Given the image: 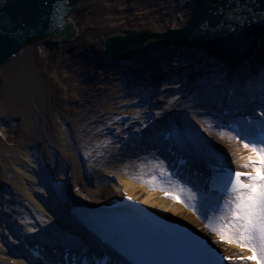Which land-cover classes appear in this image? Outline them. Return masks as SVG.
I'll use <instances>...</instances> for the list:
<instances>
[{"label":"bare ground","instance_id":"obj_1","mask_svg":"<svg viewBox=\"0 0 264 264\" xmlns=\"http://www.w3.org/2000/svg\"><path fill=\"white\" fill-rule=\"evenodd\" d=\"M94 1L81 0L78 7L84 10L94 5ZM136 1L138 4L135 3L134 6H129L126 0H99L97 4L104 21L111 28H121L124 24L121 20L126 19V22L134 21L136 26H147L145 29L149 32H162L169 26L183 27L195 11L192 0L188 1L190 8L185 11L184 16L181 15V0ZM74 11L67 16L79 31L84 24V29L89 31V36L82 37V44L75 39L62 42L65 44L62 48H69L71 51H59L55 59L48 62V67H43L38 59L45 61L49 55L46 51L49 48L48 41L43 40L31 45L0 70V132L5 130L3 123H6L4 118L7 115L16 126L13 141L7 143L4 132L0 136V228L4 229L6 218L14 215L9 224L25 226L27 231L34 230L29 231L31 235L36 230L41 231L36 225L41 223L46 227V233L57 236L56 239L49 238L51 242H68L74 237L79 243L84 239L83 232L73 226L74 219L69 213V206L62 208L57 195L67 196V203L71 200L73 205L96 207L109 203L112 199L121 197L123 191H128L169 219L206 230L215 236L200 212L188 206L191 203L199 207L200 195L185 191L187 196L184 195L181 205L162 196L164 189L169 188L162 175L163 167L157 163L152 153L139 155L138 159L132 155L130 142L133 133H129V128L136 126L138 131L144 130L147 133L150 131L147 127L158 129L157 122L161 119L168 120L169 115L171 120L177 119L180 129L184 130L194 146L203 148L208 143L228 165L239 168L246 163L242 157L246 158L250 153L241 142L233 138V132L214 127L222 117L199 114L190 117L182 107L196 101L199 90H207L213 95L214 91L210 86L226 80L225 83H228L238 75L240 80L248 79V85L237 79L240 81L237 87L239 96L248 103H255L256 94L261 91L249 71L256 69L259 73L256 79L263 77L264 38L250 59L233 60L231 65L228 61L218 64L214 61L207 66L203 63L206 50L160 44L157 39L147 37L141 53L134 61L120 66L109 61L106 67H101L93 52L88 54V58L82 53L83 48L89 51L87 45L91 39L97 38L99 33L96 29L100 26L94 22L87 23V20L78 23ZM179 13L182 20L176 21L175 17ZM151 14L155 16L145 20V16ZM40 51L42 55L38 58ZM149 53L155 56L154 61ZM181 64H188L189 68L199 65L202 71L200 75L191 74L188 73L190 69H179ZM153 65L162 70L167 68L164 71L175 65L177 68L175 67L174 75H156ZM48 68V72L54 70L56 76L49 75ZM129 69L131 72H128ZM211 74L213 77L208 76ZM89 75L92 76L91 79L88 78ZM250 80L251 83L248 82ZM172 81L175 87H184L178 91L176 98L165 96L167 99L162 100L163 97L159 96L162 88L159 87ZM143 87L151 89L148 97L145 96L148 92L143 91ZM64 102L65 105L62 104ZM242 102L243 100L235 99V103L241 105ZM154 109H159L157 116L153 115ZM204 109L210 110L209 107ZM194 111L199 112L200 109L195 108ZM244 118L240 117V120L243 121ZM138 121L142 125L137 126ZM118 122H121L119 127L122 130L119 128L115 131L116 134L110 135L107 129ZM146 123L149 124L144 129ZM119 136L126 139L124 144L121 140L116 142ZM152 140L159 143L158 138L150 137L149 142ZM181 141L184 140L181 138ZM124 145L130 147L124 149ZM192 155L195 160L196 153ZM50 173L52 181L47 180V174ZM108 174H112L113 178ZM55 184L56 193L45 195L44 189ZM50 208L56 212L55 219L49 217L50 212L47 215ZM22 213L25 218L21 217ZM30 216L35 220V225ZM63 228L68 231L71 229V232ZM38 235L43 234L41 232ZM7 236L0 232V246ZM47 236L49 237L48 234ZM11 246L5 244V249L0 247V253L6 259H1L0 264H10L13 259L8 253ZM13 250L16 248L13 247Z\"/></svg>","mask_w":264,"mask_h":264},{"label":"snow or ice","instance_id":"obj_2","mask_svg":"<svg viewBox=\"0 0 264 264\" xmlns=\"http://www.w3.org/2000/svg\"><path fill=\"white\" fill-rule=\"evenodd\" d=\"M2 2L3 0H0V3ZM32 27L35 29L38 25ZM27 28V24L21 18L5 19L3 13H0V38L5 36L18 38ZM261 106L264 107V104ZM259 116L264 118V111H261ZM234 131L236 135L233 138L243 143V147L250 153L246 158L242 157L246 163L241 167L251 170L237 171L227 167L221 160L210 189L214 195L210 196L207 191L203 192L200 195L199 207L191 203L188 206L200 212L208 221L211 231L222 241L236 243L252 253L250 256L239 257L244 264L252 260H255L256 264H264V119L254 123L245 117ZM128 199L131 200V197ZM171 199L179 200V194L172 195ZM105 227L114 237L123 240V242L113 240L110 243V247L117 254L114 264H127L129 261L133 264H216L215 261L207 259L205 253L211 254V250L207 249L202 241L194 239V245L178 243L161 239L156 233L143 229L132 233L130 229L117 222L107 224ZM102 240L105 243L109 242L107 237ZM145 255L176 259L156 262L139 259L133 261V257ZM223 259L230 260L231 257Z\"/></svg>","mask_w":264,"mask_h":264},{"label":"water","instance_id":"obj_3","mask_svg":"<svg viewBox=\"0 0 264 264\" xmlns=\"http://www.w3.org/2000/svg\"><path fill=\"white\" fill-rule=\"evenodd\" d=\"M81 0H3L4 18H21L28 26L22 35L0 38V70L21 52L40 41L50 46L72 41L78 28L67 16ZM195 11L185 26L162 32L126 29L125 34L109 36L105 53L114 60L138 56L147 37L158 43L204 49L220 60L251 58L264 38V0H192ZM235 17V18H232ZM33 25H38L33 29Z\"/></svg>","mask_w":264,"mask_h":264},{"label":"rangeland","instance_id":"obj_4","mask_svg":"<svg viewBox=\"0 0 264 264\" xmlns=\"http://www.w3.org/2000/svg\"><path fill=\"white\" fill-rule=\"evenodd\" d=\"M98 1L99 0H95L94 1V5H91L90 7L86 8L84 10H82L80 7H78L74 11V14H75V18H76V20H77L78 23H81L82 20H87L86 21L87 23L93 24V22H94L97 26H100V27H98L96 29V32L99 33V34H97V38L91 39V41L87 45L89 51H86L85 48H83L82 49V53H84L83 56H85V57L88 58V54L90 52H93L94 55L96 56L95 59L97 60V63L101 67H106V65L108 64V62L111 61V60L108 57H106V55L104 54V51H103V42H104V40L107 37L111 36V35L123 34L124 31H125V29L142 30V29H144L147 26H144V25H141V24H139V25L136 26L134 24L135 23L134 21L128 20L126 22L125 21L126 19H123V20H121V22H124V24L121 26V28H111L109 26L110 24L107 23V22H105L104 21V18L102 17L103 14H102V12H100V6L97 4ZM188 1L189 0H181L180 6H182L181 8L183 10V11H181L182 12L181 15L183 14V16H184L185 11H187L190 8V3H188ZM126 2L129 3L128 4L129 6H134L135 3L138 4V2L136 0H128V1L126 0ZM112 11H114V9ZM181 15H180V13L176 15V17H175L176 18V21H181L182 20V18H181L182 16ZM153 16H155V15L154 14L147 15V16H145V20L148 17H153ZM85 26H86L85 24L84 25H81L79 34L75 37V40H77V43H79V44L80 43L82 44L81 39H82L83 36H85V35L89 36L88 35L89 31H87V30L84 29ZM168 28H170V26ZM167 29H165V31ZM70 43L72 44V43H75V42H70ZM63 45H65V44H60L58 47H53V49L50 48V47L47 48L46 51H47V54H49V55L46 56L45 61H44V59L43 60L38 59V62L41 64V66L48 67V62L54 60L59 51L60 52H63V51H65V52H68L69 51L70 52L71 51V49H69V48L63 49L62 48ZM66 45H67V43H66ZM180 51H182V50H180ZM41 55H42V53L40 51L38 58H40ZM149 55L151 57V60L154 61L155 60L154 59L155 56H153L152 53H149ZM204 55H205V57L207 56L206 54H204ZM185 65L188 66V64H185ZM185 65L184 64H181L179 67L181 68V67H183ZM175 67H176V65H175ZM175 67H173V68H175ZM49 69L50 68L47 69V72H48ZM166 69L167 68H165V67L163 68V70H166ZM163 70L161 72H164ZM158 71H160V69ZM191 71H194V66H192ZM48 74L51 75V76H56L55 75L56 73H55L54 70L53 71L52 70L49 71ZM172 74L174 75V73H170V75H172ZM90 76L91 75H89V77H88L89 79L92 78V76H91V78H90ZM1 85H2V80L0 79V88H1ZM140 88H139V90H140ZM159 88H162L161 91H160V95L159 96L163 97L162 98V100H163V99H167V98H164L165 96H168V97L171 98V97H175L176 95H178V91L180 90L181 86L175 87L174 81H172V83L167 84L166 86H164V85L161 84V87H159ZM144 89L145 88L143 87V91L148 92V93L145 94V96L148 97L150 95L149 93H151V92H149V90L151 91V89L150 88L145 89V90ZM0 92H2V91L0 90ZM143 94H144V92H143ZM125 98H127V97H125ZM62 104L65 105V102L62 103ZM156 109L153 110V115H155V116H157V114L159 112V109L158 110H156ZM192 116H194V115L192 114ZM4 119L7 122V125L6 126L3 125V128L5 129L4 130L5 138H7V141L8 142H11V141H13V136L15 134L14 132H15L16 126H15V123L13 122V120H11V117L10 116L7 115ZM138 122H140V121H138ZM120 123L121 122H118L114 126L109 127V129H107L110 135L116 134L117 132H115V131L117 129H119V128L121 129V127H119L121 125ZM133 128H134V126H133ZM120 137H122V136H119L116 142L119 141V138ZM111 146H113V144ZM110 175H112V174H110ZM12 176H13V174L11 173V177ZM0 244H1V242H0ZM0 260H1V258H0Z\"/></svg>","mask_w":264,"mask_h":264}]
</instances>
